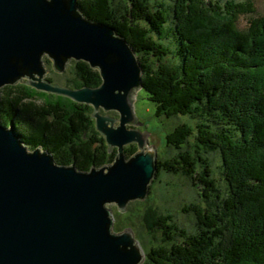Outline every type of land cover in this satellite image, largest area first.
Segmentation results:
<instances>
[{
  "label": "trees",
  "instance_id": "1",
  "mask_svg": "<svg viewBox=\"0 0 264 264\" xmlns=\"http://www.w3.org/2000/svg\"><path fill=\"white\" fill-rule=\"evenodd\" d=\"M78 4L86 17L113 26L129 41L155 114L193 121L166 134L176 153L157 157L149 193L159 173L169 172L201 186V201L181 208L187 227L160 204L155 213L164 216L149 220L148 230H161L168 243L150 246L142 264H264V14H256L253 0ZM60 76L70 87L101 82L83 60H72ZM91 112L89 104L25 82L0 89L3 124L14 121L30 149L41 145L58 163L83 170L111 162L116 153L94 129ZM135 150L125 147L126 156Z\"/></svg>",
  "mask_w": 264,
  "mask_h": 264
},
{
  "label": "water",
  "instance_id": "2",
  "mask_svg": "<svg viewBox=\"0 0 264 264\" xmlns=\"http://www.w3.org/2000/svg\"><path fill=\"white\" fill-rule=\"evenodd\" d=\"M83 60L97 86L50 80ZM143 67L129 41L88 18L78 0H0V89L21 80L38 90L91 105L94 126L114 159L79 169L58 163L41 145L30 149L14 121L0 118V264H141L145 252L131 228L114 230L108 203L125 211L144 200L158 171L157 149L133 111ZM115 110L119 116L103 113ZM136 150L126 156L125 146Z\"/></svg>",
  "mask_w": 264,
  "mask_h": 264
},
{
  "label": "rangeland",
  "instance_id": "3",
  "mask_svg": "<svg viewBox=\"0 0 264 264\" xmlns=\"http://www.w3.org/2000/svg\"><path fill=\"white\" fill-rule=\"evenodd\" d=\"M253 2L257 8L256 14H264V0H253ZM45 64L49 68L46 76L52 77L54 82L61 83V81H65V77L60 76L62 73H57L52 69L50 59L45 61ZM24 80L20 82H24ZM133 111L137 120L141 123V125H134V128L148 133V142L156 147L157 157L161 160L171 159L176 153L175 148L167 145L166 134L183 122L193 124L192 119L186 116L167 118L165 115H156L155 105L148 99L143 89L139 90L134 98ZM102 112L114 117L119 116V113L115 110ZM133 145L136 146L135 143H130L125 147ZM113 150L116 152V149ZM214 177L219 186L222 187L220 170L215 166ZM156 179L148 196L144 200L136 199L130 201L125 211H119L114 203H108L114 214V230L120 231L124 228H131L135 235L137 234L136 237L141 242L144 252H147L150 246L156 247L157 245H166L168 243L162 241L165 236L162 235L161 230L154 232H149L148 230L149 220L164 216L155 213L156 209H162L160 204L174 211L176 219L185 223L184 226L187 227L188 218L181 208L185 207L187 203L201 201L199 193L202 187L191 185L189 180L182 176L169 172H160ZM150 209L154 211L155 215L153 213L149 214ZM117 224L120 227L116 229L115 225ZM188 226L190 225L188 224Z\"/></svg>",
  "mask_w": 264,
  "mask_h": 264
},
{
  "label": "clouds",
  "instance_id": "4",
  "mask_svg": "<svg viewBox=\"0 0 264 264\" xmlns=\"http://www.w3.org/2000/svg\"><path fill=\"white\" fill-rule=\"evenodd\" d=\"M70 64V63H69ZM48 77V76H47ZM114 151V150H113ZM113 216H114V214H113Z\"/></svg>",
  "mask_w": 264,
  "mask_h": 264
}]
</instances>
